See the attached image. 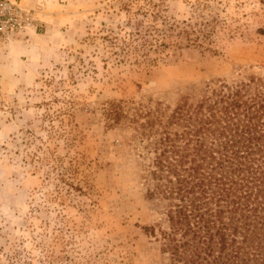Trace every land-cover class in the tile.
I'll return each instance as SVG.
<instances>
[{
    "label": "rangeland",
    "instance_id": "1",
    "mask_svg": "<svg viewBox=\"0 0 264 264\" xmlns=\"http://www.w3.org/2000/svg\"><path fill=\"white\" fill-rule=\"evenodd\" d=\"M39 2L0 48V264H172L156 148L264 92V0Z\"/></svg>",
    "mask_w": 264,
    "mask_h": 264
},
{
    "label": "trees",
    "instance_id": "2",
    "mask_svg": "<svg viewBox=\"0 0 264 264\" xmlns=\"http://www.w3.org/2000/svg\"><path fill=\"white\" fill-rule=\"evenodd\" d=\"M155 24L131 36L142 47L156 42L151 49L160 55ZM124 43L114 47L137 49ZM238 94L219 118L185 116L176 108L174 118L199 126L189 125L185 136L167 134L156 148L148 196L166 202L170 230L162 234L163 250L172 264H264V92L244 101Z\"/></svg>",
    "mask_w": 264,
    "mask_h": 264
},
{
    "label": "built area",
    "instance_id": "3",
    "mask_svg": "<svg viewBox=\"0 0 264 264\" xmlns=\"http://www.w3.org/2000/svg\"><path fill=\"white\" fill-rule=\"evenodd\" d=\"M39 24L35 13L24 9L16 0H0V48Z\"/></svg>",
    "mask_w": 264,
    "mask_h": 264
},
{
    "label": "crops",
    "instance_id": "4",
    "mask_svg": "<svg viewBox=\"0 0 264 264\" xmlns=\"http://www.w3.org/2000/svg\"><path fill=\"white\" fill-rule=\"evenodd\" d=\"M20 5L22 4V5H25L24 4V2L26 1L27 3H30V5H36V4H38V3H40L39 2V0H16ZM29 1V2H28Z\"/></svg>",
    "mask_w": 264,
    "mask_h": 264
}]
</instances>
